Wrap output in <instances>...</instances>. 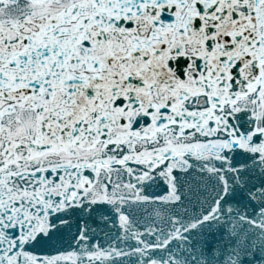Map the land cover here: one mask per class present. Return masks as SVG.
<instances>
[{"label":"snow or ice","instance_id":"6c2138e0","mask_svg":"<svg viewBox=\"0 0 264 264\" xmlns=\"http://www.w3.org/2000/svg\"><path fill=\"white\" fill-rule=\"evenodd\" d=\"M0 264H264V0H0Z\"/></svg>","mask_w":264,"mask_h":264}]
</instances>
